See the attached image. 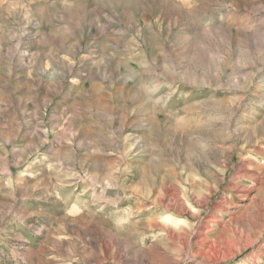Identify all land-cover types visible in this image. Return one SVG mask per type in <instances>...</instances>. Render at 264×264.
I'll return each mask as SVG.
<instances>
[{"label":"rangeland","instance_id":"1","mask_svg":"<svg viewBox=\"0 0 264 264\" xmlns=\"http://www.w3.org/2000/svg\"><path fill=\"white\" fill-rule=\"evenodd\" d=\"M0 264H264V0H0Z\"/></svg>","mask_w":264,"mask_h":264}]
</instances>
